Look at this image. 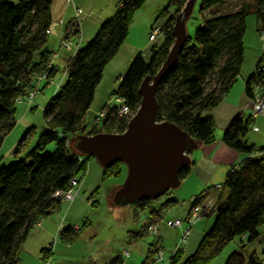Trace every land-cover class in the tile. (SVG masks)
Returning <instances> with one entry per match:
<instances>
[{
	"label": "trees",
	"instance_id": "obj_1",
	"mask_svg": "<svg viewBox=\"0 0 264 264\" xmlns=\"http://www.w3.org/2000/svg\"><path fill=\"white\" fill-rule=\"evenodd\" d=\"M186 1H168L160 15H167L169 9L173 13L161 26V47L150 51L147 62L136 55L119 79L113 96L123 99L132 115L139 105L137 90L140 83L145 77L155 75L172 46L174 19ZM228 2L199 0L198 10L202 13L212 7L220 9ZM143 3L144 0H121L113 16L100 24L93 39L68 59L64 84L42 111L45 131L34 149L24 159L0 167V264L17 263L18 250L31 229L60 208L61 202L52 195L66 191L72 177L80 181L79 175L85 173L87 162L70 150V141L84 135L81 119L91 105L103 68L127 38L131 18ZM49 12V0H16L14 4L0 1V147L15 124L13 106L16 100L32 90L36 76L45 74L46 80L42 83L47 86L56 75V70L49 64L48 53L42 50L50 28ZM215 12L217 10L211 11L209 18L202 20L192 40L186 37L175 69L160 82L155 93L157 120L175 125L198 145L209 143L213 137V122L202 117V113L221 100L240 72L245 16L255 17L264 32V0L242 4L239 10L231 13ZM77 34L78 27L74 26L70 36L64 33V38ZM259 67L257 65L245 81V97L250 98L252 85L262 78ZM127 120L118 118L114 109L108 110L101 122V130L93 129L87 136L101 132L120 134ZM249 123V118L242 120L241 115L236 114L222 133L221 142L246 158L237 169L227 171L218 191L212 190L216 196L212 204L213 224L197 244L196 251L181 264H208L234 238L244 236L245 242L252 244L259 237L258 227L264 216V157L261 155L264 147L255 149L243 141ZM50 143L54 145V152H44ZM114 165L102 171L107 174ZM188 169L186 167L178 174L180 181ZM198 199L192 200L190 208L199 205ZM149 202L139 201L135 207L143 211L149 207ZM148 216L149 224L160 220L152 209ZM142 230L144 227L137 236L143 234ZM79 234L78 229L63 228L59 239L71 244ZM41 252L44 258L50 254L49 248ZM180 254L169 258L168 264H177ZM112 261L111 264L120 263L117 259ZM223 264L263 263L255 255L245 260L238 251H233Z\"/></svg>",
	"mask_w": 264,
	"mask_h": 264
},
{
	"label": "rangeland",
	"instance_id": "obj_2",
	"mask_svg": "<svg viewBox=\"0 0 264 264\" xmlns=\"http://www.w3.org/2000/svg\"><path fill=\"white\" fill-rule=\"evenodd\" d=\"M0 1L9 4H14L16 2V0ZM146 1V3L144 2L145 5L143 4L141 8L142 10L139 11L141 12L139 13L140 15H147L150 2L153 0ZM253 1L254 0H229V2L220 9L212 7L209 11L199 13V0H197L192 4L191 11L185 23V33L187 37L192 40L195 30L201 25L202 20L209 18L211 11L217 10L215 13H231L235 9L239 10L242 4H252ZM161 12L153 19L155 26L161 27L166 20V15L161 16ZM244 19L245 33L243 36L244 42L242 52L244 60L240 69L241 73H243L249 66L247 62L248 58L255 49L254 41H251V39L254 33L253 29L256 18L247 15ZM151 28L147 32L148 35ZM131 37L132 38L128 40L131 43L130 48L127 49L128 46L125 44L127 42L122 43L118 55L115 54L113 59L103 68L99 84L93 92L95 97L93 96L89 109L84 113L83 118L81 119V127H83L84 135L89 134L93 129L101 130V122L95 124L94 118L105 106L110 105L112 107L114 105L112 98L114 97V91L119 85V79L125 74L129 64L134 58L132 56L133 54H131L132 48L136 45L142 44V41L144 42L143 35H138L135 31L131 33ZM162 41L163 34L159 33L154 42H148V48L141 55L145 62L149 60L150 51L154 50V48L161 47ZM128 56L132 59L130 60ZM124 57L125 60L128 58L126 62L123 61ZM34 87L35 91L33 95L35 96L32 97L29 104H27V99L25 97L20 103H14L13 119L15 124L11 129V132L2 140V145L0 147V167L9 165L15 160L24 159L29 151L34 149L39 141L38 139L45 131L42 111L53 95H51L50 89H45L46 87L43 83L34 84ZM208 113V111H204L201 116L206 117ZM53 150L54 145L50 143L46 145L43 151L53 153ZM81 159H85L87 165L85 166V173L79 175L81 180H78V187L76 188L75 193L76 196L71 204L68 205L70 207L68 215L66 214L65 216L64 214L67 210V206L62 203V201H60V211L57 212L56 210V212L51 215H61L60 219L63 223L57 224L59 226L61 224L63 225V227H59L60 229L66 227L64 222L67 221L70 224L69 227L75 225L70 229H78L80 234L71 245L58 243L59 241L56 238H52L54 236L53 234V236L48 239V245L45 246V248H49L50 254H47L46 259L43 261L40 260V262L46 264L53 256L55 258L54 262L59 263V261H61L62 264H98L103 260L107 261L106 264H110L113 259L119 257L121 260L119 264H142L144 261L146 262L148 260L146 258H148L149 247L154 241V237L157 236L166 263L171 254V250L174 248V245L178 240V235L176 234H178L179 229H170L165 223L168 221L173 222V220L184 221L189 214V209L193 203V199H189V193L191 192L189 184L182 183L181 186L179 185L177 188L169 190L158 199L150 201L149 207L145 208L143 211H139L137 209L135 210V205L133 204L123 206L118 204L115 205L110 199L115 187L120 186L124 182L123 180L126 176V170L123 164H115L114 168L105 174L92 158L87 159L82 157ZM172 201L176 203L171 205ZM203 205L205 204H202V206ZM152 208L162 214L161 221L156 224L152 223V225L156 226V235L153 236L152 233L142 230L141 233L143 234L137 236V233L141 230V225L145 223L146 220L150 219L148 211ZM204 212H207L206 216L196 220L191 226L188 234L189 236L182 245L184 252L179 255L177 264L184 262L186 258L196 251L197 244L205 237L207 231L211 228L214 218L213 206L208 205ZM31 230L35 229L32 228ZM56 235L59 238V234L57 233ZM261 244H247L245 240L236 237L230 241V243L226 244V246L219 252V255L208 264H223L228 255L233 251H238L243 255L245 260L254 254L258 258V261L264 264V255L260 252V250L264 251V244ZM72 245L77 249H86L88 254L84 257H90V259L79 258L81 256L80 253L79 256H74L75 259L72 261L71 258H73V256H70V254H74L75 249L73 252H71V250L68 252H62L61 250V247L66 248V246L70 247ZM90 246H93V248H96L95 250L99 252L96 253L100 256L98 261H96L97 257L93 258L92 256H89L92 251L90 250ZM55 251L57 252V255H55ZM125 254H128V256H125ZM24 255L25 254L22 256L24 263H32L33 259L31 257H34L33 254L29 253L28 258L25 257L27 255ZM39 256L40 255H38V257ZM68 261H71L72 263H68Z\"/></svg>",
	"mask_w": 264,
	"mask_h": 264
},
{
	"label": "crops",
	"instance_id": "obj_3",
	"mask_svg": "<svg viewBox=\"0 0 264 264\" xmlns=\"http://www.w3.org/2000/svg\"><path fill=\"white\" fill-rule=\"evenodd\" d=\"M120 1L121 0H49V16L51 17V21L49 25L50 28L45 38L46 44L42 50L48 53L49 64L52 66L53 69L56 70V75L53 79L49 81L50 84L48 86L44 84V86L46 87L45 89H50L51 95L54 96L55 92L62 86L63 81H65L66 73L64 70L68 59L75 53L77 49L83 48L90 40L93 39V36L97 32L98 28L101 26L100 24L107 21L113 16L114 10ZM168 1L169 0L151 1L149 9L147 11V15L139 14L141 13L139 11L142 10L141 8L143 4L145 5L147 1L142 4L140 9L135 11L130 21V26L127 32V38L124 42H127L125 43L127 44L126 46H128L127 49L130 48L131 43L128 40L132 38L131 33L133 31H135V33H138V35H143L144 42L142 41V44L136 46L134 45L135 47L132 48L131 52V54H133V57H135L136 55H140L141 57L143 52L148 48L149 35L147 34V32L154 25L153 19L155 18V16L164 9V5L166 6ZM77 10L80 11L78 15H76ZM172 13L173 10L169 9L166 18L168 16H171ZM77 16L78 20L76 19ZM75 20L78 21V34L75 37H69V45L63 49L61 48V46L65 40L64 33L66 25L73 23ZM253 30L254 33L251 41H254L253 43L255 45V49L248 58L247 62L249 66L243 73L239 72L238 76L231 83L230 89L227 91L226 94H224L221 100L215 106H213V108L208 109L209 113L206 117H208L214 125L212 132V141L203 145H199V148L197 150L192 151V153L188 154L190 158L188 173L184 178H182L179 185L181 186L182 183H187V185L189 184V189H191V192L189 193V199L194 200V198L198 199V197H200V199H198L200 205H206L207 203H210L211 205L214 204V202L216 201L214 200L216 196H214V192L211 188L216 185L220 186V183L224 181V176L227 171L232 168L237 169L239 166L238 164L244 158H246L245 155L235 153L221 142V136L225 127L228 125L230 120L234 116H236V114L241 115L242 120H247V118H249L250 120V123L248 124L247 128L248 132L243 138V141L247 143V145L249 144L253 146V148L255 149H260L261 147H264V110L262 114H258V116H251V109H249L248 98L245 97L244 94L245 81L251 76L256 66L258 65L264 68V32L261 31L259 21L257 19L255 21ZM119 50L117 51L116 55H118ZM128 58L126 60H128ZM126 60L124 57L123 61L126 62ZM224 194V191H222L221 197H223ZM175 203L176 202L172 201L171 205ZM66 206L67 210L64 213L65 216L66 214L68 215V212L70 210V207L68 205ZM136 209L137 208L135 207V210ZM152 210L154 209L152 208ZM59 211L60 209L57 210V212ZM154 211L158 215V218L160 219L159 221H161L162 214H160L157 210ZM54 212H52L48 217L41 220L39 225L33 228L36 231L31 230L28 233L27 238L18 250L16 264H42L40 260L43 261L44 259H46V257H43L41 251L43 249H47L45 248V246L48 245V239H50L53 234L54 236L52 238H56L59 241L58 243H65L64 240H60L56 235L58 232H61V230H63V228H59L60 226L63 227V225L61 224L59 226L57 224L63 222L60 219L61 215L51 216ZM64 223L66 225L65 228H72L73 226H75L73 225L72 227H69L70 224L67 221ZM258 232L259 237L255 241H253L252 244H264V216L263 222L258 227ZM240 239L245 240V237L241 236ZM75 240L72 241V243H74ZM95 249L93 248V246H90V250L92 251L89 256H92L93 258L97 257L96 261H98L100 256L96 254L99 252ZM61 250L62 252H68L70 250L71 252H73L74 250L75 253L70 254V256H73V258H71L72 261L73 259H75L76 256H79L80 253L81 256L79 258L90 259V257H84L88 254L86 252V249L84 250V248L77 249L74 247V245H72L70 247L66 246V248L61 247ZM260 252L264 255V251L260 250ZM29 253L33 254L34 257H31L33 261L32 263H24L22 256L23 254H25L27 256H24L28 258ZM38 255L40 256L38 257ZM55 255H57L56 251ZM54 260L55 258L52 256L51 260L48 261L46 264L61 263V261L57 263L54 262ZM117 260L121 262L119 257L117 258ZM106 262L107 261L103 260L101 263L106 264ZM68 263L72 262L68 261Z\"/></svg>",
	"mask_w": 264,
	"mask_h": 264
},
{
	"label": "water",
	"instance_id": "obj_4",
	"mask_svg": "<svg viewBox=\"0 0 264 264\" xmlns=\"http://www.w3.org/2000/svg\"><path fill=\"white\" fill-rule=\"evenodd\" d=\"M196 1L187 0L175 16L172 46L155 75L145 77L140 83L139 105L124 131L79 135L70 141V150L76 156L92 158L101 170L116 163L125 166L124 182L115 187L110 197L115 205L149 202L177 188L178 174L190 164L188 154L199 148L198 143L175 125L157 120L155 101L156 87L175 69L178 54L185 45V23Z\"/></svg>",
	"mask_w": 264,
	"mask_h": 264
},
{
	"label": "built area",
	"instance_id": "obj_5",
	"mask_svg": "<svg viewBox=\"0 0 264 264\" xmlns=\"http://www.w3.org/2000/svg\"><path fill=\"white\" fill-rule=\"evenodd\" d=\"M80 13L79 10L76 11V15ZM78 16L76 17V19ZM78 20V19H77ZM78 24V21H74L73 23H70L68 27L65 29V33L70 36V33L74 30V26L76 27ZM78 27V26H77ZM161 27L153 25L151 28V31L149 32L148 36V42L152 43L154 42L156 36L161 33ZM48 33V32H47ZM46 33V34H47ZM69 37L64 40V43L62 44L61 48H66L69 45L68 41ZM258 73L262 74V78L258 84L252 85L251 88V94L250 98H248V105L249 109H251V116H258V114H262L264 110V68L259 67ZM46 80V75H39L35 77L34 84H40L43 81ZM36 87V86H35ZM35 87L32 88L30 92L27 93L24 97L27 99V104L30 103L32 100V97L35 96L34 94V89ZM23 97V98H24ZM23 98H19L16 100V102L20 103ZM112 101L114 105L111 107L110 105L105 106L103 109L100 110L99 114L94 118V123L98 124L104 120L106 117V113L108 110L114 109V112L118 118H125V119H130L133 115L130 114L129 109L124 102L123 99H120L118 97H113ZM127 120V121H128ZM261 155L264 157V151L261 152ZM69 188L66 191H59L55 192L52 196L55 200L62 201V203L69 205L73 201L74 197L76 196V188L78 187V179L77 177H72L70 181L68 182ZM220 186L216 185L212 187L213 191L216 192L218 191ZM208 205H211L210 203H207L206 205H195V207L190 208L189 214L186 216L184 221H178V220H173V222H166L165 225L170 228V229H179L178 231V240L174 245V248L171 250V254L169 258H174V256L183 253V244L187 237L189 236V230L191 226L196 222V220L200 219L203 214L205 213L204 211L208 207ZM39 223L36 225L38 226ZM144 227L145 231H148L153 234V236L156 235V226L152 225L151 223H147V220L145 223L141 225ZM60 232H58L59 234ZM157 236L154 237V241L151 243V246L149 247L148 250V259L144 264H168L169 259L164 261L163 258V250L162 247H160V242L159 239L157 240ZM264 242V238H263ZM127 256V254H125ZM43 264V263H42Z\"/></svg>",
	"mask_w": 264,
	"mask_h": 264
}]
</instances>
